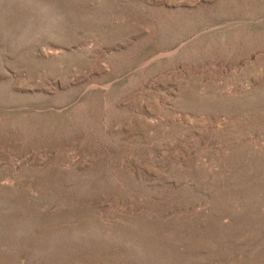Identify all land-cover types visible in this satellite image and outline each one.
Returning a JSON list of instances; mask_svg holds the SVG:
<instances>
[{"label": "rangeland", "instance_id": "1", "mask_svg": "<svg viewBox=\"0 0 264 264\" xmlns=\"http://www.w3.org/2000/svg\"><path fill=\"white\" fill-rule=\"evenodd\" d=\"M0 264H264V0H0Z\"/></svg>", "mask_w": 264, "mask_h": 264}]
</instances>
